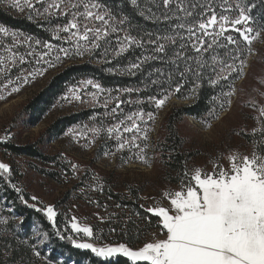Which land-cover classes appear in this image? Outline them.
<instances>
[{
	"label": "snow or ice",
	"instance_id": "6c2138e0",
	"mask_svg": "<svg viewBox=\"0 0 264 264\" xmlns=\"http://www.w3.org/2000/svg\"><path fill=\"white\" fill-rule=\"evenodd\" d=\"M127 2L137 15L158 27L154 31H145L133 25L130 15L122 10L117 12L103 0H7L9 7L21 13L27 10L28 19L44 20L49 24L53 19L59 21L51 31L54 38L62 43L56 45L41 41L0 26V38L11 37L10 44L0 45L5 53L0 54V74L4 77L0 81V101L19 93L38 76L42 77L49 69L62 64L64 59L95 54L105 63H110V53L116 58L139 48L141 54L127 66L110 67L108 71L135 76L142 73L146 65L158 64L142 81L145 89L154 86L157 90L147 95L148 104L157 111L171 96L183 95L185 90L187 95L184 98H192L198 95L205 83L219 88L218 95L211 98L213 106L200 120L204 129H212V121L219 120L220 113L231 107L234 80L244 76L246 56L252 54V44L264 33V26H254L253 23L251 12L256 4L245 0H220L219 3L217 0ZM21 44H26L30 50L23 54L14 50ZM33 44L37 47L34 48ZM27 57H32L35 64L41 66L11 79L9 73L13 67L32 62ZM261 83L264 84V80ZM112 91L105 90L92 79H86L69 88L63 100L102 107L104 115L115 122L104 125L101 121L100 127H83L94 134L106 132L108 139L116 141L117 151L127 148L136 159L150 166L151 161L145 154L146 141L150 132L148 124L149 121L154 122L155 113L139 107L122 115L121 105L132 101H125L120 95L113 96ZM106 92L101 100V94ZM116 92L131 95L140 89L129 87ZM259 95L264 96V92H259ZM136 103L141 104V101L138 99ZM249 106L257 112L253 118L258 125L251 130L254 145L251 154L229 150L225 157L220 153L211 161L213 167L210 172L200 167L191 171L185 168L180 178V189L162 193L169 205L165 207L156 201L146 209L166 230L163 239L154 236L135 249L126 243L97 246L93 241L99 237L93 228L81 225L76 216L71 217L72 233H82L83 238L88 239L67 238L76 248L90 250L106 261L125 257L131 264H264V104L258 105L253 99ZM141 142H145L143 147ZM223 159L228 161V167L220 163ZM71 167L75 171L78 165L72 164ZM0 172L10 173L9 165L0 163ZM13 187L21 193L20 199L27 203L22 189L16 185ZM31 199L36 201L38 198L32 196ZM37 210L43 211L55 227L57 212L52 205ZM0 222L7 223V220ZM56 234L61 239L65 238L59 231ZM47 236V233L43 234L44 239ZM32 251L36 257L41 255L35 245Z\"/></svg>",
	"mask_w": 264,
	"mask_h": 264
},
{
	"label": "trees",
	"instance_id": "16d2710c",
	"mask_svg": "<svg viewBox=\"0 0 264 264\" xmlns=\"http://www.w3.org/2000/svg\"><path fill=\"white\" fill-rule=\"evenodd\" d=\"M105 4L116 10L123 11L131 16L132 23L145 31H154L158 26L151 21L144 20L137 15L127 0H103ZM220 0H217L219 3ZM246 3L254 2L256 7L252 9L254 26H264V0H245ZM59 21L53 19L49 24L46 21H37L28 19V16H20L11 13L0 5V26H5L11 31L21 32L30 35L41 41H54V35L51 29ZM135 35V32H133ZM261 36H264L262 33ZM255 43V42H254ZM252 44V49L253 45ZM141 49L134 48L120 57L114 58L110 53L105 63L100 56L98 58H89L81 62H72L64 66L55 73L49 82L36 93L23 107L21 113L24 116L26 124H38L63 100L67 90L79 84L80 81L92 79L98 82L105 90H113L112 94L120 95L125 101L121 105L124 114H128L139 107L145 111L158 113L154 106L147 102V95L154 94L157 91L154 86L145 89L142 81L148 76V71L158 64H149L145 66L142 73L135 76L120 73L117 71L109 72L108 68H120L127 66L128 63L141 54ZM103 52V49L100 50ZM250 55L246 56L248 61ZM67 64V63H66ZM247 65V64H246ZM245 69V68H244ZM241 78L234 80V88ZM139 88L140 92L131 95L117 93L116 90L124 88ZM189 86H186V89ZM219 88H213L206 83L202 85L197 96L184 98L187 91L182 94H175L167 101L177 99L182 102L181 105H174L166 114L164 122V133L155 141V151L159 153L160 163L164 167L166 179L172 184L180 186V178L183 176L185 168L190 171V162L198 156V151H191L186 148L185 137L181 134L180 123L190 117L200 123L202 117H206L207 111L211 108V98L218 95ZM106 93L101 94V100ZM141 104H137V100ZM112 105L110 104V107ZM105 110L102 107L88 108L75 113L62 115L56 118L44 133L36 141L25 144L4 143L3 146L7 152L15 156H22L34 159L50 169H39V172L46 175L54 181H62L63 175L72 173L71 163L60 157L59 154H47L43 151V146L64 136L72 127H100L101 121L104 125H109L115 121L109 116L104 115ZM223 112L220 113V115ZM214 121V120H213ZM104 138H107L106 132H101ZM242 138L253 144L252 132L241 133ZM259 139V137H256ZM147 142V141H146ZM116 144V143H115ZM104 153L100 155L102 157ZM129 161L137 162L138 159L131 158ZM111 175L113 173H110ZM112 178L100 188H97L96 197L100 203L96 206H107L109 212H115L106 219V222L97 221L92 224V228L99 237L97 242L104 244L126 243L131 247L143 244L144 238L155 229L162 228L158 224V218L151 213H147L148 205H143L139 195L141 190L131 187L127 184L119 185L118 182L111 181ZM85 181L80 183V186ZM13 185L17 181L7 173L0 172V220H7V223L0 222V264H131L125 257L110 258L104 260L98 258L90 250L76 248L67 237H75L72 233L70 215L57 212L56 224L53 227L52 222L48 221L41 208L31 199L29 193L22 190L25 203L20 199L21 193H17ZM123 187V188H122ZM125 187V188H124ZM20 188V187H19ZM123 189V191H122ZM128 193H124V190ZM71 197L66 198L67 202ZM35 204L36 207H32ZM63 203L58 202L56 208ZM119 205V207H117ZM143 206V207H141ZM115 229V231H112ZM59 231L65 238L61 239L56 233ZM38 233L40 235H38ZM48 236L44 239L43 234ZM43 240V243H41ZM26 242V243H25ZM35 245L36 250L41 255L36 257L32 251ZM137 264H147V262H137Z\"/></svg>",
	"mask_w": 264,
	"mask_h": 264
},
{
	"label": "rangeland",
	"instance_id": "374dc122",
	"mask_svg": "<svg viewBox=\"0 0 264 264\" xmlns=\"http://www.w3.org/2000/svg\"><path fill=\"white\" fill-rule=\"evenodd\" d=\"M0 5L15 15L28 16L27 10L21 13L17 9L9 7L7 0H0ZM10 43L11 37L0 38V45ZM50 43L60 45L62 42L54 38V41ZM33 47L36 48L37 46L33 44ZM14 50H18L23 54L30 49H28L26 44H21L17 45ZM0 54H5L2 47H0ZM98 56L94 54L64 59L62 64L49 69L44 76H38L30 84L25 85L19 93L12 94L5 100L0 101V163L9 165L10 173L7 174L17 181V185L23 191L29 193L31 197L36 196L38 199L33 202L41 208L52 205L56 212L62 211L70 215V218L76 216L77 222L90 227L97 221L106 222L109 216L116 214L115 212H109L106 205H94L95 203H100V199L96 197L97 188L108 183L110 178H112L111 181H119L120 183L118 184L121 186L127 184L126 187L129 185L140 189L139 197L143 205L150 207L156 201H159L165 207L169 205V202L162 197V193L166 190H179L180 186L167 181L164 167L160 163L159 153L155 151V141L164 133L165 116L168 111L175 104L181 105L182 102L172 99L162 109L158 110L154 122L149 121L150 132L146 142L147 149L145 154L151 161L150 166L140 160L137 162L129 161V156H132V159L135 156L127 148L123 151H117L114 139L104 138L101 133L94 134L89 132L83 126L72 127L64 136L43 146L45 153L51 155L59 154L71 165H78L75 171L71 167L72 173L63 175L60 182L51 180L39 172V169H50L48 166H44L28 157L12 155L1 145L4 143H32L40 138L47 126L59 116L88 108L100 107L93 106L91 103H67L62 100L42 122L35 125L26 124L21 113L24 105L64 66L89 58L96 59ZM27 60L32 62L24 65L17 64L11 69L9 73L11 79L15 80L17 75L41 66L36 65L32 57H27ZM3 79V75L0 74V81ZM262 80H264V36H261L253 45L252 54L244 69V76L238 81L235 93L231 97V107L220 115L219 120L212 121V129H204L201 123L190 117H186L180 123V131L185 137L186 148L199 153L190 162V171L200 167L210 172L213 167L211 161L220 153H223L226 157L229 150L238 151L242 154H251L254 150V145L246 142L242 138L241 133L251 132L254 127H258L256 120L253 118L257 115V112L249 106V102L254 99L258 105L264 104V96L259 95V92H264ZM89 90L95 91L90 88ZM90 141L91 143H89ZM144 143L141 142V147H143ZM105 152L115 154H104L100 157ZM220 163L224 167L229 166L226 159L220 160ZM110 173L113 174L111 175ZM83 181H85V184L80 186ZM124 193H128V190L125 189ZM68 197H71V199L64 202ZM58 202L63 204L56 208ZM101 217H103V220L100 219ZM154 231L158 233V238L164 235V232L160 231V229H155L152 232ZM152 232L149 233L148 237L144 238L145 242L154 238L155 235ZM94 234L96 235L95 232ZM76 235L78 240L83 238L82 233ZM83 239L87 240L88 238ZM93 242L97 246L109 244L108 242L100 244L97 240ZM142 245L140 244L133 248L135 249Z\"/></svg>",
	"mask_w": 264,
	"mask_h": 264
},
{
	"label": "crops",
	"instance_id": "0c3cea01",
	"mask_svg": "<svg viewBox=\"0 0 264 264\" xmlns=\"http://www.w3.org/2000/svg\"><path fill=\"white\" fill-rule=\"evenodd\" d=\"M160 231L166 232V230H163L162 228H160ZM152 233L157 237L158 233L156 231H154ZM163 238H164V235L163 236H160V239H163Z\"/></svg>",
	"mask_w": 264,
	"mask_h": 264
}]
</instances>
